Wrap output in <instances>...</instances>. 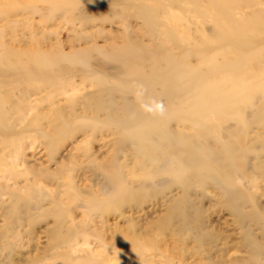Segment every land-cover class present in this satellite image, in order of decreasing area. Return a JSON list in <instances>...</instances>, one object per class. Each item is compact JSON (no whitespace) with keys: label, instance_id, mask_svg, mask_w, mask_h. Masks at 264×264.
Segmentation results:
<instances>
[{"label":"rangeland","instance_id":"obj_1","mask_svg":"<svg viewBox=\"0 0 264 264\" xmlns=\"http://www.w3.org/2000/svg\"><path fill=\"white\" fill-rule=\"evenodd\" d=\"M155 1L162 8L151 16L152 29L117 0H0V95L10 110L0 126V264H230L255 254L252 240L264 243V177L249 171L250 180L241 182L230 168L216 169L220 178L178 173L170 156L149 161L161 151L149 141V127L130 128L133 137H126L106 115L86 112V92L132 87L110 57L118 52L139 62L137 73L169 55L185 72L233 58L228 36L213 41L232 34L214 19V1L223 0H200L204 16L188 1ZM232 2L230 15L252 16L241 24L255 28L253 48L263 51L264 21L256 10H264V0ZM150 56L161 61L151 64ZM50 60V75L60 68L61 80L30 84L27 70ZM105 96L112 98L107 90ZM128 96L136 102L134 91ZM209 123L179 114L171 121L189 135ZM139 134L146 135L140 148ZM101 164L120 165L122 178L109 180Z\"/></svg>","mask_w":264,"mask_h":264},{"label":"bare ground","instance_id":"obj_2","mask_svg":"<svg viewBox=\"0 0 264 264\" xmlns=\"http://www.w3.org/2000/svg\"><path fill=\"white\" fill-rule=\"evenodd\" d=\"M187 1L195 5V12L204 16L205 11L199 9L200 0H180V4H189ZM117 2L125 7L135 8L137 15L141 16L150 28L157 26L151 18L153 13H157L162 8L156 3L157 1L117 0ZM214 4L216 7L214 19L219 22V26L224 22L226 26L224 25L223 29L229 30L232 34L218 36L213 38V41L220 43L223 36H228L233 44V58L224 63H215L213 67H201L185 72L178 58L169 55L159 65H148L144 71L137 73L140 71L137 69L139 62L136 63L131 55L118 52L110 57L119 62L122 72L130 75L132 87L127 85L122 90L99 87L96 92L83 94V105L86 112H93L96 116L106 115L108 124L124 129L126 137L132 136L129 133L130 128L136 131L141 127H149L150 130L146 133L149 141L159 146L161 150L152 151L149 157L152 163L170 156L176 161L174 169L179 170L178 173L184 174L190 169L199 170L212 174L215 178H220L216 169H227L228 173L230 168L229 171L241 182H246L250 180L248 178L250 174L246 173L249 171L252 172L251 177H264V50L256 53L253 48L255 42L251 39L256 32L255 28L241 24L252 16L235 18L230 15L233 9L232 0H223L221 3L214 1ZM252 6L246 7L251 9ZM108 12L105 11L106 14ZM256 12L264 21V10L258 8ZM128 44L135 47L138 42ZM116 47L112 45L109 48ZM246 49L248 51H245ZM215 55L214 53L211 56ZM143 58L139 60H144ZM146 61L158 64L161 59L157 61L150 56ZM48 66L53 67L54 62L50 60L44 66L41 63L39 69L29 68L30 70L25 73L27 81L35 85L42 82V79L61 80L62 70L55 69L59 72L53 77L49 73ZM221 69L227 71L219 73L218 70ZM187 76L190 77L189 84L185 83ZM35 77L37 80L32 81ZM201 78H205L203 84L199 82ZM82 84L86 86V83ZM76 86L72 89L79 91L86 89ZM209 86L214 88L208 89ZM106 90L112 94V98H106ZM131 90L134 91L135 103L130 102L128 96ZM64 92H68L66 87ZM192 92L195 94L192 95ZM258 93L262 95L259 96ZM117 98L123 100L122 112H120L122 107L115 108ZM164 98L167 102H164ZM5 105L6 99L0 95V126L3 127H6L10 112ZM177 114L193 118L199 124L204 121L211 123L207 126L201 125L194 135H189L172 127L171 121ZM230 120L235 124L226 134L225 130ZM93 124L96 127V124ZM146 135L139 134L134 137L139 148L140 141ZM125 136L123 139L127 141ZM99 169L111 173L109 180H114L116 176H119L118 180L122 178L123 170L120 165L112 168L101 164ZM222 180L219 183L225 186L226 180ZM224 191L229 198L232 196L233 192L230 189ZM255 207L261 210L259 202ZM260 236L264 240V229L260 231ZM256 240H252L255 254L250 258L236 259L230 264H264V243Z\"/></svg>","mask_w":264,"mask_h":264}]
</instances>
